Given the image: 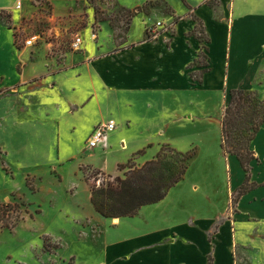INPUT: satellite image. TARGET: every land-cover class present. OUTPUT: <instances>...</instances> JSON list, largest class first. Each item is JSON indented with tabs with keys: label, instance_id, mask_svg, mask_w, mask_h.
<instances>
[{
	"label": "crops",
	"instance_id": "1",
	"mask_svg": "<svg viewBox=\"0 0 264 264\" xmlns=\"http://www.w3.org/2000/svg\"><path fill=\"white\" fill-rule=\"evenodd\" d=\"M83 1L86 0H46L53 8L50 21H46L39 12L42 7L40 0H0V81H5L9 74L15 75L17 80L13 86L6 83L0 89L17 93L23 88L32 91L45 87L44 83L48 81L49 89L46 92L50 95L67 93L70 119L74 116H79V120L85 117L83 129L86 137L99 123L115 120L116 129L110 132L103 144L92 150L87 160V164L110 174H118L119 165L126 164L132 158L137 166L143 165L155 158L164 144L181 152H187L182 145L196 147L192 162L199 159L203 152L207 164L219 158L217 154L223 155L221 159L226 179L231 178L228 162H236L241 179L228 191L226 210L206 230L204 239L213 244V250L208 247L199 256V263L194 262L187 253L175 252L173 248L163 252H130L126 258L119 255L118 259H125L127 264L135 261L140 264H208L211 255L212 264H253L251 259L255 255L258 264H264V177L260 178L263 156L257 147L258 140L264 134V125L251 144L257 159L251 162L250 181L256 186L236 202L238 211L235 213L230 211V202L234 192L244 184L246 172L238 158L226 154L221 147V120L230 91L237 88L257 90L264 85V0H219L220 4L216 7L210 5L208 0H182L186 6L184 14L194 9L206 27L209 40L203 45L198 37L191 35L194 29H176L173 35L164 33L154 41L145 40V29L140 38H134L132 29H129L125 41L121 43L116 42L111 29L107 32L108 41L102 39L100 34L103 29L98 40L78 54L77 58L69 54L60 61L47 56L48 48L52 49L49 44L34 47L37 48L38 60L31 69L27 62L30 50L18 46L16 37L20 33L17 35L16 32L35 29L44 23L52 33L54 29L58 34L64 29L59 16L63 17ZM141 4L122 5L131 10ZM217 13L218 17L221 16V29H208V19L211 20ZM203 53L206 63L201 64ZM48 66L54 68L49 69ZM32 70L41 75L37 81L30 82ZM197 72L201 73L199 78ZM110 95L117 99L114 109L94 102L96 98ZM204 96L216 105L214 111L212 109L206 114L203 113ZM218 102V114L214 116ZM91 114L96 117H90ZM212 120L217 124L218 141L204 138V134L210 131ZM67 129L74 132L75 123ZM114 151L120 152V155L113 160L110 156ZM97 158L101 160L100 164L94 162ZM187 173L182 180L186 179ZM200 186L201 183L197 181L191 184L193 191ZM146 206L129 218L140 215ZM123 218L126 217L110 219L121 224ZM242 221L248 222L251 232L237 234ZM148 222L157 223L155 219ZM166 227L170 228L168 237H165L166 243L173 247L179 245L181 240L172 228L174 225ZM214 227L216 230L211 239L210 233ZM225 228L231 234V240L227 242L230 251L219 254V244L224 243L221 239ZM159 230L165 232L164 228L156 226L147 230L146 237ZM242 246L248 247L250 254L246 256L248 260L240 263L235 251ZM256 251L259 257H256Z\"/></svg>",
	"mask_w": 264,
	"mask_h": 264
},
{
	"label": "rangeland",
	"instance_id": "2",
	"mask_svg": "<svg viewBox=\"0 0 264 264\" xmlns=\"http://www.w3.org/2000/svg\"><path fill=\"white\" fill-rule=\"evenodd\" d=\"M208 3L214 7L220 4L219 0H208ZM40 4L42 7L39 12L43 18L48 8L52 14L53 8L46 0H40ZM77 4L63 17L59 16L64 29L58 34L53 29L51 42L54 47L49 44L52 49L48 48V57L61 61L70 54L77 58L78 54L98 40L103 29L100 37L108 41L107 32L111 29L117 43L125 41L129 29H132L134 38H140L145 29L147 41L157 40L164 33L173 35L176 29H198L191 35L198 37L202 45L205 44L204 36L207 35L204 23L192 8L184 14L186 6L182 0H86ZM122 4H141L142 10L132 17ZM216 17L218 13L211 20L208 19V29H221V16L214 20ZM43 26L46 25L43 23L35 29L17 31L16 34L20 33L21 36V39H16L18 46L26 48L23 42L25 37L32 30H41ZM93 34L97 35L96 40ZM77 35L84 38V46L79 51L73 50L71 46ZM27 48L31 51L27 62L32 69L38 60L37 48ZM200 59L201 64L206 63L205 53ZM40 75L32 70L30 82L37 81ZM16 82V76L9 74L5 81H0V87L6 83L13 86ZM48 84L45 81L43 88L32 91L21 88L19 93L5 91L0 95V201L19 203L24 214L14 227L0 226V264H127L125 259L117 257L123 255L126 258L128 253L142 250L163 252L170 248L175 252L187 253L194 262L199 263V256L208 247L213 250V244L204 239L206 230L226 210L228 191L241 179L236 162H228L231 178L226 179L221 159L223 155L217 154L219 158L207 164L203 152L195 162L191 160L186 179L179 182L162 201L146 206L134 218H123L121 224L114 222L100 215L89 199L92 184H100L110 173H98L100 169L87 164L94 148L89 146L83 129L86 119L80 117L79 120V116L70 119L67 93L50 95L46 92ZM56 87H60L57 82ZM257 91L264 97V85H260ZM94 102L114 109L117 99L110 95L96 98ZM203 103L204 114L216 109L215 103L205 96ZM218 107L219 102L214 116L218 114ZM90 117L96 116L91 114ZM212 121L210 131L204 134V138L218 141L217 124L215 120ZM73 122L76 129L71 132L67 128ZM263 145L264 134L257 142L263 156L260 178L264 177ZM182 146L187 152L196 151L194 146ZM119 153L114 151L110 158L116 159ZM3 162L7 170L3 169ZM94 162L100 164L101 160L97 158ZM127 170H120L116 175H123ZM89 176L91 179L88 180ZM196 181L201 186L193 191L191 184ZM230 211H238L233 199ZM149 219H155L157 223L150 224ZM173 225L181 240L174 247L165 240L170 229L166 226ZM247 225L248 222H240L237 234L251 232V226ZM156 226L164 228L165 232L159 230L146 237L147 230ZM215 230L214 227L210 233L211 239ZM230 235L225 228L221 239L224 243L219 244V254L230 251L227 243L231 240ZM248 250L245 246L237 247L235 257L238 262L248 260ZM255 253L259 257V252ZM252 256L253 264H258V259ZM129 264L140 263L135 261Z\"/></svg>",
	"mask_w": 264,
	"mask_h": 264
},
{
	"label": "trees",
	"instance_id": "3",
	"mask_svg": "<svg viewBox=\"0 0 264 264\" xmlns=\"http://www.w3.org/2000/svg\"><path fill=\"white\" fill-rule=\"evenodd\" d=\"M141 10L142 7L137 6L135 9L126 10V13L134 17ZM196 30L198 29H194L191 34ZM201 33L205 34L203 31ZM204 40L209 39L204 36ZM3 92L0 89V95ZM263 125L264 97L256 89H232L221 120V147L226 154L236 156L246 172L244 184L233 194L235 203L256 186L250 181L251 162L257 159L251 144ZM194 156V151L181 152L169 144H164L155 158L141 166H137L132 158L126 164L119 165L121 171L128 168L123 175L108 174V178L100 184H92L91 204L105 218L133 217L142 207L163 200L185 177ZM3 169L7 170L4 162ZM23 215L19 203L0 201L2 228L14 227ZM212 262V256L209 255L208 264Z\"/></svg>",
	"mask_w": 264,
	"mask_h": 264
},
{
	"label": "built area",
	"instance_id": "4",
	"mask_svg": "<svg viewBox=\"0 0 264 264\" xmlns=\"http://www.w3.org/2000/svg\"><path fill=\"white\" fill-rule=\"evenodd\" d=\"M19 7H21V3L18 4ZM53 13H50V9L48 8V12L46 13V17H44V20H50ZM37 29V28H36ZM41 30H32L31 33H29L25 39L23 40L25 47H37L43 44H51V39L53 38V33L50 30V28L46 25L40 28ZM154 32L155 29H154ZM93 38H97L96 34H93ZM17 40L21 39V36L18 35L16 37ZM84 43V38L77 35L71 42V46L73 50L79 51L82 49ZM117 127V123L115 120H108L105 122L99 123L91 135L88 137L87 141L91 148L98 147L99 145L103 144L107 138L110 132L115 130Z\"/></svg>",
	"mask_w": 264,
	"mask_h": 264
}]
</instances>
